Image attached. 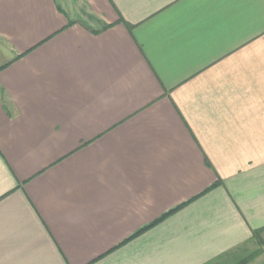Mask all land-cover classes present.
Segmentation results:
<instances>
[{
	"label": "crops",
	"instance_id": "0c3cea01",
	"mask_svg": "<svg viewBox=\"0 0 264 264\" xmlns=\"http://www.w3.org/2000/svg\"><path fill=\"white\" fill-rule=\"evenodd\" d=\"M263 229L264 0H0V264H213Z\"/></svg>",
	"mask_w": 264,
	"mask_h": 264
},
{
	"label": "rangeland",
	"instance_id": "374dc122",
	"mask_svg": "<svg viewBox=\"0 0 264 264\" xmlns=\"http://www.w3.org/2000/svg\"><path fill=\"white\" fill-rule=\"evenodd\" d=\"M213 264H264V230L247 243L232 249L224 256L216 258ZM208 264H211L208 263Z\"/></svg>",
	"mask_w": 264,
	"mask_h": 264
},
{
	"label": "trees",
	"instance_id": "16d2710c",
	"mask_svg": "<svg viewBox=\"0 0 264 264\" xmlns=\"http://www.w3.org/2000/svg\"><path fill=\"white\" fill-rule=\"evenodd\" d=\"M74 23L73 22H70L69 23V26H71V25H73ZM111 26H104V30H106V29H108V28H110ZM217 186V184L216 185H214V186H212L211 187V189L210 190H213L215 187ZM185 205H183V206H180V207H177L176 209H173L172 211H170L169 213H167V214H165L158 222H156L155 224H153V225H150V226H147V227H144L142 230H140L139 232H138V234L137 235H135V236H138V235H140V234H142V233H144V232H146V231H148L149 229H151L152 227H154V226H156L159 222H162L163 220H165L166 218H168L169 216H171V215H173L174 213H176V212H178L180 209H182L183 207H184ZM264 230V229H263ZM263 230H261V231H256L255 233H254V235L256 236V235H260L262 232H263ZM135 236L133 237V238H135Z\"/></svg>",
	"mask_w": 264,
	"mask_h": 264
}]
</instances>
